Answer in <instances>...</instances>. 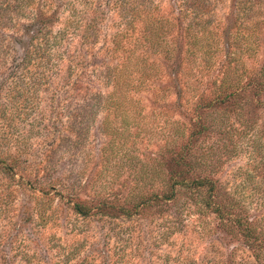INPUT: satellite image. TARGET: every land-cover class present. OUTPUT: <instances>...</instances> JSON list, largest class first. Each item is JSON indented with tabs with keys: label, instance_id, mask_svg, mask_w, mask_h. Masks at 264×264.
I'll list each match as a JSON object with an SVG mask.
<instances>
[{
	"label": "rangeland",
	"instance_id": "374dc122",
	"mask_svg": "<svg viewBox=\"0 0 264 264\" xmlns=\"http://www.w3.org/2000/svg\"><path fill=\"white\" fill-rule=\"evenodd\" d=\"M79 1L80 28L52 49L49 74L26 78L27 92L17 78L0 82V157L14 167H0V264H264V25L237 28L234 0H223L212 30L193 38L175 27L173 0H154L134 37L116 44L127 17L114 0ZM162 22L174 28L158 40L149 28ZM11 33L0 29V38ZM124 60L119 83L105 84ZM224 82L239 92L223 103ZM188 146L184 177L213 180L225 217L183 187L137 209L167 190L161 182L180 171L174 153ZM76 203L93 214H77ZM124 206L137 213H96Z\"/></svg>",
	"mask_w": 264,
	"mask_h": 264
},
{
	"label": "trees",
	"instance_id": "16d2710c",
	"mask_svg": "<svg viewBox=\"0 0 264 264\" xmlns=\"http://www.w3.org/2000/svg\"><path fill=\"white\" fill-rule=\"evenodd\" d=\"M218 1L223 0H173L174 10L178 13L176 16L177 23L175 24V27L178 25V22H180L179 24H182L184 28L183 31L186 32V35L193 38L202 32H210L212 30L211 26L214 22L212 23L209 15L212 14L214 6L218 3ZM57 3L58 4H54L44 0H0V29H13V33L14 30H16V34H20L19 36H16L15 33H11L12 35H3L2 38H0V69L8 67V73L0 72V82H3L4 80L8 81L9 78H17L20 80L19 83L24 84L23 88H20L19 90L27 92L26 89L30 84L29 82H26V78L35 80L38 78L43 79L46 77V74H49V72L54 68L53 65L52 67H49L48 65L52 61L55 63L56 60L55 58L52 60V49H55V46L60 45V42L66 41L70 29L71 31H76L73 28H77L79 30V25L81 24V20L78 18L79 11L77 9V5L81 3L79 0H64V2L63 0H59ZM152 3H154V0H114V8H118L122 11L124 17H127L124 30L117 32L114 35V43L120 44L121 40L117 42V38L120 37L123 39L134 37L138 31L136 30L137 27L134 23L138 22L139 17L141 18L140 14L142 11L152 10ZM234 6L236 7L233 12L236 18L235 23H239L237 28L243 27L257 32L264 25V0H234ZM66 8L69 9V19L64 24V28L59 29L56 33H54L52 27L59 22V17L65 13ZM250 17L253 18L254 21V25L251 27L245 24V20ZM187 20L189 21L188 23ZM96 24L97 23L95 21V26ZM153 26L155 28H149V30H153L154 36L159 40L161 35L165 33L166 26L168 25L162 22L153 23ZM90 27H92V24L86 25L85 29ZM169 28H174V25L168 26L167 29ZM129 31H131L133 35L128 36ZM29 33L32 35L27 38L28 42L26 43L24 42V39L29 35ZM88 34L89 29L84 35L88 36ZM11 43L13 45H11ZM17 43L23 45L24 50L22 53H18L16 48ZM153 48H155V45H153ZM120 49L121 48H112L110 53L115 55ZM123 51L125 52V49H122L121 52ZM126 61L127 60H124L123 63H118L107 69V80L105 81V84H109L111 82H115V84L119 83V81H117V77H119L123 72L122 70L125 69ZM32 67L34 68L32 69ZM224 83L225 89L228 92L225 97H221L223 95L222 83V85L219 86L218 95L219 100L223 101V103L232 97H237L239 92L236 83ZM109 98L113 99L111 96ZM102 105L104 109H109L110 104L108 105V108L104 103ZM1 114L5 117V108H3ZM202 129H204V126H202ZM188 150L189 146L188 148L182 147L174 153L173 159L176 164L180 166V171L177 173L178 175L173 174L168 177L167 180H163L161 182V185L165 186V189L167 190L163 192V194H153L152 196L147 197L144 201L137 205V209L143 204L145 205L163 199L164 201L174 199L177 195L178 188L183 187L190 191H197L198 193L202 192L204 195V205L213 210V212L221 219L225 217L223 212L224 209L221 205L212 200V195L216 190V185L213 180L205 178L201 180L189 181L184 177L186 173H189V169H191V164L188 161L190 150ZM1 166L9 174H14L13 164L8 162V158L4 156L3 158L0 157V167ZM109 208L111 207L101 208L99 211H96V213L111 217H113L115 215L114 213L118 211L121 212L122 216L126 217H132L137 213V209L133 211L129 208H125V206L119 210H113L112 212H103V210L107 211ZM92 209L93 208H89L81 203H76L74 205V211L82 216L92 215ZM240 227L244 232V236L249 239H254V241L258 238V236L254 238V232H256V230H253L250 225L240 224ZM260 244L262 245L263 243L260 242Z\"/></svg>",
	"mask_w": 264,
	"mask_h": 264
}]
</instances>
